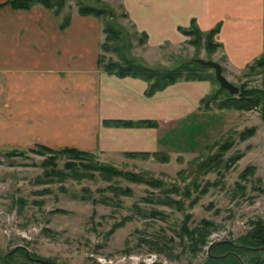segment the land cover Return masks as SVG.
Masks as SVG:
<instances>
[{
	"label": "rangeland",
	"instance_id": "374dc122",
	"mask_svg": "<svg viewBox=\"0 0 264 264\" xmlns=\"http://www.w3.org/2000/svg\"><path fill=\"white\" fill-rule=\"evenodd\" d=\"M6 1L11 0L0 3ZM47 2L50 7L38 0L29 8L6 3L0 10L42 9L60 19V29L75 10L95 16L103 34L98 56L104 57L97 67L104 73L106 63L121 64L122 56L173 69L194 57L213 59L223 47L214 38L220 46L207 50L210 29H197L194 22L185 28L184 42L152 52L145 34L125 20L119 0ZM87 6L103 12L79 11ZM105 23L122 33L108 51L101 49ZM262 55L264 46L240 69L224 68V55L216 61L239 91L264 95V64L257 62ZM201 74L213 84L201 108L220 109L228 92L219 87L212 69ZM229 110L233 113L224 133L197 153L177 156L87 149L83 134L70 133L72 123L57 125L51 118H34L28 130H1L0 264H43L30 257L58 264H264V247L253 251L242 245L252 233H264V105ZM211 243L229 246L215 250ZM215 253L223 258L210 261Z\"/></svg>",
	"mask_w": 264,
	"mask_h": 264
},
{
	"label": "crops",
	"instance_id": "0c3cea01",
	"mask_svg": "<svg viewBox=\"0 0 264 264\" xmlns=\"http://www.w3.org/2000/svg\"><path fill=\"white\" fill-rule=\"evenodd\" d=\"M131 26L153 52L187 39L191 21L202 31L220 24L223 47L210 57L240 69L264 46V0H119ZM5 10V11H3ZM0 10V132L28 130L34 118L72 123L87 149L108 153H197L226 131L233 110L203 109L211 81L181 80L152 95L148 83L97 67L103 39L98 19L74 11L63 29L42 9ZM156 121L158 126L103 121ZM75 126V127H74ZM81 131L82 133H80ZM14 136V135H13ZM75 136V135H73Z\"/></svg>",
	"mask_w": 264,
	"mask_h": 264
},
{
	"label": "trees",
	"instance_id": "16d2710c",
	"mask_svg": "<svg viewBox=\"0 0 264 264\" xmlns=\"http://www.w3.org/2000/svg\"><path fill=\"white\" fill-rule=\"evenodd\" d=\"M32 0H24L23 2L18 1V0H11V1H6L3 3H0V6H2L3 4L6 3H10L12 8H29L31 5ZM41 1L43 4H45L46 7H50L49 3L47 2V0H38ZM81 13L83 14H94L96 16H99L102 14V10L91 7V6H87L86 8L80 9L79 10ZM56 14H58V12H56ZM68 23V18H66L62 23H61V27H65V25ZM191 24H194V20L191 21ZM196 26V25H195ZM197 27V26H196ZM220 28V24L217 23L212 29H210L206 34V44L205 46L207 50H213L216 46H220V44L216 41L214 42V38L215 35L218 33ZM197 29H199L197 27ZM103 31L105 33V40L101 45V49L103 51H108L109 50V45L110 43H116L118 41H120V37H122V33L116 29L112 24L110 23H105L104 27H103ZM181 31L184 34H187V31L185 28H181ZM198 31V30H197ZM200 31V30H199ZM202 32V31H201ZM203 33V32H202ZM103 56H98L97 59V65H100V61L103 59ZM263 61L262 64H264V58L263 55L261 56V58H259L257 60V62L261 63ZM256 62V63H257ZM260 64V65H262ZM206 68L193 63V62H186L181 64L178 67H175L173 69H165V68H152L149 66H146L140 62H137L135 60L132 59H127L125 57H121V64L114 62V61H109L108 63H106V65L103 66V70L105 72H107L108 74H114L116 76L119 77H123V76H132V77H138V78H142L145 81L148 82V86L147 89L145 91L146 95H152L153 93H155L156 91H159L163 88H165L166 86H168L169 84H172L176 81L179 80H202V79H207L205 78L201 72L204 71ZM185 72V75L183 74ZM210 93L205 96L202 100H201V104L202 102L209 97ZM264 105V95H261V93L256 92V91H252V92H242L239 91V95L238 97L236 96H229L226 98V100L221 101L219 107L220 108H227L230 109V107L234 108V109H246V110H250L253 109L254 107H256L257 105ZM207 108V107H206ZM261 117L264 120V112H261ZM110 122V121H107ZM113 123H121V124H125V125H144V124H154L155 121H147V120H141V121H137V122H132V121H113ZM43 147V146H42ZM45 149H48L47 147H43ZM62 151H75L72 148H64L62 149ZM77 152V150L75 151ZM78 153H84L83 151H79ZM264 228V227H263ZM262 234H257L256 232L253 234H251V239H247L244 240L242 242V245L245 247H254L253 251H255L257 248L256 247H264V233L261 232ZM222 245H226L229 246L227 244H217L214 243L212 245V247H214V249L216 250L218 248V246H222ZM234 248H237V246H233ZM238 251H245L246 249L244 247H238L237 248ZM211 257L209 258L210 261H214L216 258H223L220 257L219 254H213L214 257H212V255H210ZM228 256V255H226ZM224 256V257H226Z\"/></svg>",
	"mask_w": 264,
	"mask_h": 264
},
{
	"label": "water",
	"instance_id": "95a60500",
	"mask_svg": "<svg viewBox=\"0 0 264 264\" xmlns=\"http://www.w3.org/2000/svg\"><path fill=\"white\" fill-rule=\"evenodd\" d=\"M190 62L196 63L204 68H210L214 71V78L218 83L219 87L228 92L229 96H236L239 93V87L229 81L223 73L221 64L213 59H204L201 57H194ZM211 243L210 245H212ZM31 261H36L43 264H58L41 258H31ZM27 264H31L28 262Z\"/></svg>",
	"mask_w": 264,
	"mask_h": 264
}]
</instances>
